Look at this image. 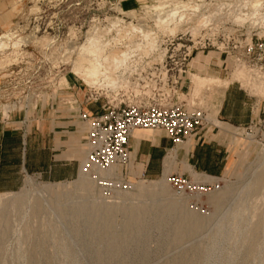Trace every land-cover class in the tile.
Returning <instances> with one entry per match:
<instances>
[{"label": "rangeland", "instance_id": "1", "mask_svg": "<svg viewBox=\"0 0 264 264\" xmlns=\"http://www.w3.org/2000/svg\"><path fill=\"white\" fill-rule=\"evenodd\" d=\"M252 33L264 35V0H144L128 11L108 0H0V104L55 96L67 75L106 106L149 102L156 90L117 86L111 61L153 45L180 59L225 54ZM237 52L225 54L231 77L264 97ZM162 90L172 103L174 89ZM234 132L222 186L207 194L179 193L161 178L104 198L89 176L26 174L0 192V264H264V121Z\"/></svg>", "mask_w": 264, "mask_h": 264}, {"label": "crops", "instance_id": "2", "mask_svg": "<svg viewBox=\"0 0 264 264\" xmlns=\"http://www.w3.org/2000/svg\"><path fill=\"white\" fill-rule=\"evenodd\" d=\"M122 10L144 0H108ZM172 103L205 112L206 120L184 142L174 145L163 129L137 128L129 138V162L122 168L129 181L181 174L194 180L222 178L230 166L234 130L264 121V97L231 77L228 57L201 49L187 59ZM233 75V74H232ZM196 78L199 81H196ZM67 82L53 96L32 99L25 111H7L0 104V192L15 191L26 174L49 182L72 181L87 151L86 123L80 111L97 115L109 106L86 97L80 84ZM204 85L199 86V82ZM114 170L120 173L117 167Z\"/></svg>", "mask_w": 264, "mask_h": 264}, {"label": "built area", "instance_id": "3", "mask_svg": "<svg viewBox=\"0 0 264 264\" xmlns=\"http://www.w3.org/2000/svg\"><path fill=\"white\" fill-rule=\"evenodd\" d=\"M126 17L131 19L130 22L134 20V17ZM148 28L152 32L153 28L150 26ZM152 33L155 35V32ZM133 35L140 37L139 32H133ZM235 43L222 52L228 55L238 51L237 55L234 54L236 63L246 68L251 77L264 81V35L252 33ZM129 51L126 61L121 64L117 65L111 61L113 66L111 77L117 79L119 82L117 86L152 88L156 90L154 95L159 97L140 104L109 106L97 115H90L85 111L79 113V117L87 126V151L80 163L79 172L80 175L89 176L94 181L104 198H112L117 193L131 188V181L127 179L122 168L129 162V138L133 130L163 129L172 143L178 145L192 136L206 120L202 109L187 110L178 104H163L167 95L162 99L164 94L162 89L176 91L179 75L185 71L186 60L193 50L184 51L182 59L173 52L168 54L167 49L155 45L151 48ZM122 77L124 79H121ZM30 103L31 98L25 95L8 103L6 109L25 111ZM257 123L246 128L251 130ZM112 167H117L120 173L112 176L101 174ZM165 179L177 192L189 195L211 193L222 186V180L219 178L199 181L181 174H169Z\"/></svg>", "mask_w": 264, "mask_h": 264}, {"label": "bare ground", "instance_id": "4", "mask_svg": "<svg viewBox=\"0 0 264 264\" xmlns=\"http://www.w3.org/2000/svg\"><path fill=\"white\" fill-rule=\"evenodd\" d=\"M236 65H237V67H240L241 69H243L240 65H238L237 63H236ZM255 82H257V83H261V84H263L264 85V81L263 80H260V79H255V78H253V77H251L249 74H248V76H247V83H248V86H250V85H252L253 83H255ZM113 171H114V167H112L111 169H109V170H106V171H102L101 172V174L103 175V176H112L113 175ZM110 173H112V175L110 174ZM118 173V172H117ZM117 173H115V175H118ZM85 176V175H84ZM220 180H221V178H219ZM54 189V188H53ZM91 200V199H90Z\"/></svg>", "mask_w": 264, "mask_h": 264}]
</instances>
